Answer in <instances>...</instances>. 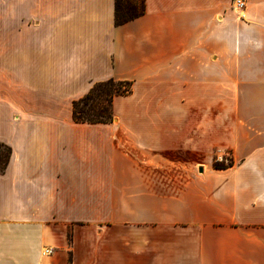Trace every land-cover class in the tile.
<instances>
[{
  "label": "crops",
  "instance_id": "1",
  "mask_svg": "<svg viewBox=\"0 0 264 264\" xmlns=\"http://www.w3.org/2000/svg\"><path fill=\"white\" fill-rule=\"evenodd\" d=\"M0 143V264H264V0H6Z\"/></svg>",
  "mask_w": 264,
  "mask_h": 264
},
{
  "label": "trees",
  "instance_id": "2",
  "mask_svg": "<svg viewBox=\"0 0 264 264\" xmlns=\"http://www.w3.org/2000/svg\"><path fill=\"white\" fill-rule=\"evenodd\" d=\"M146 12V0H115V24L123 25L142 16ZM132 92V82L108 79L96 82L89 92L73 102V119L76 123L99 124L111 123L115 118L114 100L116 97ZM11 148L0 143V171L4 172ZM215 163V167L232 166Z\"/></svg>",
  "mask_w": 264,
  "mask_h": 264
},
{
  "label": "built area",
  "instance_id": "3",
  "mask_svg": "<svg viewBox=\"0 0 264 264\" xmlns=\"http://www.w3.org/2000/svg\"><path fill=\"white\" fill-rule=\"evenodd\" d=\"M232 7L236 12L241 13L246 7V0H232ZM49 252L51 250H46V253Z\"/></svg>",
  "mask_w": 264,
  "mask_h": 264
},
{
  "label": "rangeland",
  "instance_id": "4",
  "mask_svg": "<svg viewBox=\"0 0 264 264\" xmlns=\"http://www.w3.org/2000/svg\"><path fill=\"white\" fill-rule=\"evenodd\" d=\"M0 10H6V0H0ZM231 159L229 158L228 161L222 162L220 164L228 165L230 163Z\"/></svg>",
  "mask_w": 264,
  "mask_h": 264
}]
</instances>
